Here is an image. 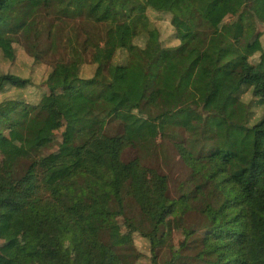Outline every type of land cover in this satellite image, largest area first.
<instances>
[{
    "label": "trees",
    "instance_id": "obj_1",
    "mask_svg": "<svg viewBox=\"0 0 264 264\" xmlns=\"http://www.w3.org/2000/svg\"><path fill=\"white\" fill-rule=\"evenodd\" d=\"M241 1L232 17L217 0H0V143H20L0 158V264L28 262V245L43 264H264V50ZM235 63L233 90L201 111ZM110 66L140 82L133 108L158 137L110 127ZM76 96L94 108L67 116ZM163 96L176 107L160 112ZM236 158L249 164L228 173ZM178 209L197 225L171 249Z\"/></svg>",
    "mask_w": 264,
    "mask_h": 264
},
{
    "label": "rangeland",
    "instance_id": "obj_2",
    "mask_svg": "<svg viewBox=\"0 0 264 264\" xmlns=\"http://www.w3.org/2000/svg\"><path fill=\"white\" fill-rule=\"evenodd\" d=\"M170 2L171 0H149V3L155 8H166ZM216 4L219 6H224L231 13V16L234 17L241 9L243 3L241 0H217ZM249 5L255 14V19L261 29L256 37V42L259 49L264 50V0H251ZM117 46H119L118 35L115 37L112 43L107 45L105 51L106 56H110ZM66 70L68 71L69 69ZM108 72L115 80L114 88L108 92V95L110 96L109 99L111 100L113 107L111 112L116 111L118 114V120L112 123L110 127H112L114 130H118L119 132L125 130L131 135L142 134L147 137H158V121L151 118L148 119L147 117L140 115V113H137L138 111L134 110L133 108V104L138 102V97L141 90L140 82L135 81L132 86L129 87L123 83L124 76L118 68L110 66ZM240 73L241 66L238 63H235L232 67L231 74L224 83L220 84L216 81H213L212 91L210 94L211 102H208L206 106L201 105L199 109L201 111H205V109H218L221 106L226 94L235 87ZM159 105L160 112L172 110L176 107L175 101L172 98L166 96H163L160 99ZM93 108L94 104L86 100V98L76 96L75 98H71L62 106V111L67 116H81ZM19 144L20 143L14 139H12L9 144L8 142L5 144L4 142L0 143V158L9 164L16 163L15 154ZM126 157L130 158L132 155ZM248 164V159L236 158L233 159L231 163L227 164L226 170L231 174H239L238 171H240V168L247 166ZM22 167L24 168L23 164ZM108 223H110L111 231L119 235L118 239L128 238L119 222L112 221L110 218H108ZM168 225L169 230L167 231L165 237V245L171 249H176L178 243L181 241L183 229H193L197 224L191 215L183 213L178 209L168 222ZM2 242L8 241L3 240ZM63 242L70 248V250L73 252L75 251L73 245L69 242L66 236H63ZM87 246H93L92 242H88ZM25 247L34 259L31 257L30 260L24 264H41L39 259L43 264V255L38 251L37 248L33 249L32 245ZM7 254L12 255V251L8 250ZM90 256L92 257L93 254L91 253ZM52 258L53 257L47 255L45 256L44 260L50 261Z\"/></svg>",
    "mask_w": 264,
    "mask_h": 264
},
{
    "label": "crops",
    "instance_id": "obj_3",
    "mask_svg": "<svg viewBox=\"0 0 264 264\" xmlns=\"http://www.w3.org/2000/svg\"><path fill=\"white\" fill-rule=\"evenodd\" d=\"M122 72V75L125 76V70L119 69Z\"/></svg>",
    "mask_w": 264,
    "mask_h": 264
}]
</instances>
